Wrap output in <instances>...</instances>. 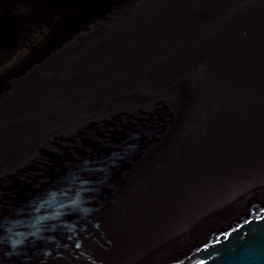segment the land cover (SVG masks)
Wrapping results in <instances>:
<instances>
[{"label":"bare ground","instance_id":"6f19581e","mask_svg":"<svg viewBox=\"0 0 264 264\" xmlns=\"http://www.w3.org/2000/svg\"><path fill=\"white\" fill-rule=\"evenodd\" d=\"M83 1L94 3L93 24L70 30L47 66L73 62L65 76L76 95L89 82L82 70L101 54L96 64L106 72L92 67L91 76L105 88L77 103H42L57 105L59 118L52 121L56 128L50 121L42 127L61 132L84 120L104 129L108 118L127 130L132 119L145 118L152 131L119 139L120 151L102 153L105 167L57 176L64 184L45 191L48 203L28 211L31 223H7L17 233L13 244L0 241V264H129L195 218L215 214L204 228L225 216L241 203L225 208V200L264 184V0ZM112 36L117 40L108 44ZM4 106L0 174L15 182L10 171L45 136L35 131L41 121L25 119L39 120L38 113L23 107L21 115L11 114ZM139 110L153 115L137 116ZM4 143L18 147L6 150Z\"/></svg>","mask_w":264,"mask_h":264},{"label":"water","instance_id":"95a60500","mask_svg":"<svg viewBox=\"0 0 264 264\" xmlns=\"http://www.w3.org/2000/svg\"><path fill=\"white\" fill-rule=\"evenodd\" d=\"M93 4L83 0H0V104H4L3 109L11 114L21 115L23 107L38 113L39 120H31L28 116L25 119L35 124L38 121V125L41 121V127L35 128V131L39 130L40 137L45 136L44 141L41 138L32 145L33 153L26 161L10 171L18 177L14 179L15 182L9 181L7 175L0 174V241H5L3 245L7 246L11 240L13 244L17 233V228L11 229L7 223L12 221L17 227L20 221L31 223V217L25 218V215L29 210L36 209L37 205L48 203L45 191L64 184L61 179L67 176L68 171L78 168L84 172L95 166L105 167L106 156L103 157L102 153L120 151L117 148L121 145L116 143L119 139L125 136H130L128 139L131 136H149V130L152 131L153 125L146 126L142 121L145 118L132 119L128 131L125 126L121 127L118 122L108 118L104 129L94 121L84 120L76 128L66 129L65 125L62 130L60 127L61 132L53 131L49 124L42 127L48 121L58 124L59 118L54 117L57 112L55 107L60 102L66 99L76 103L88 100L92 97L90 92L105 88L100 87L104 84H95L99 77L91 76L92 67H96L100 73L106 72V69H100L104 67L96 64L105 58L101 54L89 59L94 63L90 69L85 67L84 72L82 70L89 82L82 84L81 93L78 90L76 95L69 93V88L74 85L65 76V72L70 73V68L75 69L73 62L66 60L61 69L47 66L48 54L63 46L70 30L75 27L81 29L94 21L95 16L91 13L95 8ZM115 40L112 36L107 43ZM103 43L106 41H101L98 47L102 48ZM42 61L46 64H40ZM50 84L54 91H39L40 87L46 90ZM51 102L57 105L49 107V104H42ZM42 107L52 110L51 113ZM136 114L140 117L153 115L145 110H139ZM8 129H3L4 141L9 139L5 136ZM129 131L131 133L126 134ZM114 136L118 139L114 140ZM4 145L6 150H16L18 147V144L8 145L9 148L7 144ZM0 161L5 160L1 157ZM57 176H60V181ZM28 185L33 189L35 185L38 188L28 194L23 189ZM152 264H264V190L245 196L238 207L191 233Z\"/></svg>","mask_w":264,"mask_h":264},{"label":"rangeland","instance_id":"374dc122","mask_svg":"<svg viewBox=\"0 0 264 264\" xmlns=\"http://www.w3.org/2000/svg\"><path fill=\"white\" fill-rule=\"evenodd\" d=\"M252 187L242 193H238V195H233L227 200H225L228 204H226L225 208H229L231 206L236 205L237 203L241 202L245 196L256 194L264 189V184L260 187L256 188ZM212 211V210H211ZM215 214L210 212L206 214L204 218H195L189 224H187L184 230L179 231L176 233L174 238L166 237L163 240H160L152 245L149 250H143L138 257H136L132 262L129 264H146L151 257L161 253L164 251L168 246L172 245L173 243L177 242L178 240L188 236L190 233L197 231L198 229L202 228ZM207 221V222H206ZM168 238V239H167ZM149 258V259H148ZM148 259V260H147Z\"/></svg>","mask_w":264,"mask_h":264}]
</instances>
